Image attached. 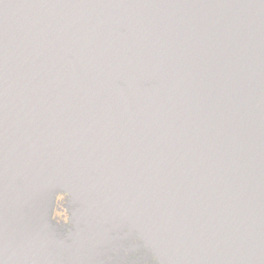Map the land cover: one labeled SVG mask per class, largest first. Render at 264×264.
Returning a JSON list of instances; mask_svg holds the SVG:
<instances>
[{"label": "water", "instance_id": "1", "mask_svg": "<svg viewBox=\"0 0 264 264\" xmlns=\"http://www.w3.org/2000/svg\"><path fill=\"white\" fill-rule=\"evenodd\" d=\"M0 264H264V0H0Z\"/></svg>", "mask_w": 264, "mask_h": 264}]
</instances>
